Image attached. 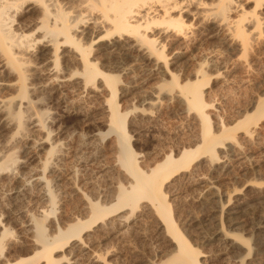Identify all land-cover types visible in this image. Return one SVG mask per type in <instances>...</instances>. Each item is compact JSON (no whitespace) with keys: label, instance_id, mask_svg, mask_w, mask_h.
I'll return each instance as SVG.
<instances>
[{"label":"rangeland","instance_id":"rangeland-1","mask_svg":"<svg viewBox=\"0 0 264 264\" xmlns=\"http://www.w3.org/2000/svg\"><path fill=\"white\" fill-rule=\"evenodd\" d=\"M190 21L187 23L192 25L189 28L192 33L187 42L162 41L165 64L127 48L94 53L98 68H103L104 72L100 70L107 75L119 77L118 83L121 81L119 84L123 87L118 86L117 105L128 114L130 146L140 158L141 169L151 167L167 154L175 155L198 135L195 117L187 115L186 107L173 97L176 91L170 96L162 93L159 108L149 105L155 98L148 97L147 93L155 88L163 89L164 84H170L172 76L183 84L193 81L201 69L207 74L203 92L213 133L242 120L262 93L263 60L256 57L247 63L242 59L244 63L234 66L229 61L224 65L215 62V53L226 55L227 45L215 42L211 31L196 38L198 29L194 21ZM41 77L39 80L30 78L28 83L43 85L48 77L46 73ZM7 78L14 81L0 71V82ZM67 79V84L59 85L60 88L50 84L52 87L47 93L41 89L36 91L38 93L32 91L30 98L37 100V107L32 111L39 113L36 116L31 111L32 115L24 114L22 135L14 134L15 126L8 128L0 117V164L8 155H15L17 159V164L0 172V226L10 232L4 239L0 264H13L33 256L26 220L38 217L40 212L48 213L51 208L41 187L33 181V174L42 173L48 182L56 201L55 215H50L49 221L54 220L53 225L61 230L72 221L86 220L83 200L74 189L93 202L108 206L112 204L116 186L126 185L125 177L112 167L117 152L113 137L107 135L108 90L103 85L83 89L76 76ZM11 91H0V99L14 98L15 93L12 91V95ZM40 112L46 116L35 128L31 121ZM142 113L146 116L142 117ZM258 126L251 136H246L244 130L236 132L239 133L236 144L227 142L221 148L222 164L215 166L203 159L165 185L166 203L173 210L176 225L200 253L202 264H238L243 259H246L244 264H264V245H261L264 233L254 231L258 217L264 216V122ZM14 135L17 137L13 138ZM96 135H104V140L97 141ZM42 139H47V143L29 154L27 142ZM52 150L56 153L50 161L51 167L43 170V163ZM21 180L28 182L26 189H21ZM141 206L133 216L126 209L119 211L117 216H123L125 224L116 226L107 240L101 232L93 233L97 228L92 226L84 234V238L92 235L89 251L103 253L107 250L111 264L168 263L173 255L172 246L158 226L155 211L146 204ZM216 223L227 235L226 240L212 237L211 229ZM247 248L253 250L248 258ZM69 253L70 248H66L55 253V257L60 259L63 254L69 259ZM76 258L74 264H88V256Z\"/></svg>","mask_w":264,"mask_h":264},{"label":"bare ground","instance_id":"bare-ground-1","mask_svg":"<svg viewBox=\"0 0 264 264\" xmlns=\"http://www.w3.org/2000/svg\"><path fill=\"white\" fill-rule=\"evenodd\" d=\"M189 19L190 22L194 21L198 29L196 38L211 31L215 42L227 45V54L223 55L217 51L215 62L219 61L224 65L225 61H229L234 66L238 62L248 63L256 57L264 62V0H0V71L14 80L7 78L8 81H1L0 91L8 90L9 93L12 90L15 93L12 99H0L2 124L8 128L15 126L14 134L22 135L24 114L34 112L32 110L37 107V100L34 102L32 97L30 98L31 94H34L32 91L41 89L40 91L47 93L46 90L51 85H64L67 78L72 76L77 77L83 89H94L97 85H103L109 92V99L105 102L109 113L107 135L113 137L117 152L112 167L126 179L125 186H116L115 195L111 197L112 204L108 206L95 203L74 189L83 200L86 220L72 221L61 230L53 225L54 220L49 221V216L55 215V196L50 191L44 175L33 174V181L41 187L51 208L48 213L40 212L38 217L27 215L25 229L31 236L30 247L33 256L13 264H74L76 257L80 255L88 256V264H111L107 250L103 253L89 251L88 245L90 246L92 235H86L84 238V234L93 226L97 228L93 233L101 232L107 240L115 228L125 224L124 217L117 216L118 212L126 209L133 216L141 204H146L155 211L158 226L172 246L173 255L166 264H202L200 253L178 229L173 210L166 203L164 188L170 180L193 168L203 159H208L215 166L222 164L219 157L221 148L227 142H237L239 133L236 132L244 130L246 136L254 134V129L264 122V70L262 93L249 107L251 111L248 109L250 112H246L242 120L232 126L221 127L218 133H213L208 105L204 99L203 88L207 77L204 70L198 71L193 81L179 84L172 76L170 84L161 86L163 89L155 88L157 90L148 92V97L152 96L156 100L149 105L156 109L160 106L158 99L162 93L170 96L176 91L173 97L186 107L187 115H194L198 135L193 143L180 151L176 150L175 155L173 152L167 154L151 167L141 169L140 158L130 146L127 132L128 114L122 112L117 105V90L119 91V85L122 86L119 84L121 81L118 83L119 77L103 73V68H100L102 72L97 66L98 59L95 60L94 54L97 50L127 48L154 57L158 63H164L162 41L171 39L170 42L175 43L182 41V44L185 40L187 42L191 37L189 28L192 26L187 23ZM85 38L86 41L83 42ZM242 59L245 61L241 62ZM45 73L48 78L43 85L38 86L36 83V86L33 81L32 86L28 83L32 78L39 80ZM10 94L13 95V92ZM35 112L36 116L39 112ZM45 116L46 113L42 112L34 118L35 120L30 118L31 125L38 128L37 124L41 123ZM141 116L146 115L142 113ZM16 135L13 138L17 137ZM104 137L96 135L97 141L104 140ZM46 140L27 142L28 153L43 147L47 143ZM54 153L55 150L49 153V158L43 163V170L51 167L50 161L55 156ZM237 155L241 154L237 152ZM15 164V155H8L0 164V172ZM20 183L21 189H26L28 182L21 180ZM214 225L212 233L210 232L212 237L226 240L227 235L223 234L221 226L217 223ZM254 227L258 234L264 233V216L258 217ZM9 234L6 228L0 226V256L5 247L4 239ZM66 248H70L69 259L63 254L60 259L55 257V253ZM251 248L245 250L246 258L251 256ZM73 258L75 260L72 262ZM245 261L246 259H243L238 264H244Z\"/></svg>","mask_w":264,"mask_h":264}]
</instances>
